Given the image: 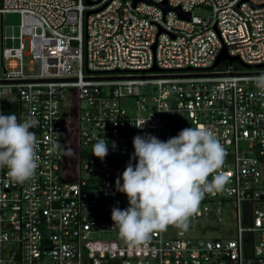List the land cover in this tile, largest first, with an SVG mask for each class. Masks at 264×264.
<instances>
[{
  "label": "built area",
  "instance_id": "1",
  "mask_svg": "<svg viewBox=\"0 0 264 264\" xmlns=\"http://www.w3.org/2000/svg\"><path fill=\"white\" fill-rule=\"evenodd\" d=\"M149 1L0 0V113L38 121L40 156L23 184L0 169V264H264V97L254 83L264 69L226 61L208 70L225 48L264 65V0H168L190 20L165 14V0ZM8 15L20 22L11 35ZM176 121L213 130L229 181L205 195L177 237L170 225L130 248L112 227V209L129 207L115 181L135 136L166 142L177 136ZM101 137L109 144L103 162L92 155ZM228 203L236 205L233 239L218 225ZM198 222L212 236H189Z\"/></svg>",
  "mask_w": 264,
  "mask_h": 264
},
{
  "label": "clouds",
  "instance_id": "2",
  "mask_svg": "<svg viewBox=\"0 0 264 264\" xmlns=\"http://www.w3.org/2000/svg\"><path fill=\"white\" fill-rule=\"evenodd\" d=\"M254 83L264 97V74ZM146 122L135 127L142 128ZM37 125L30 116L18 119L15 114L0 113V169H7L13 183L32 179L39 166V140L32 131ZM112 146L115 148V142ZM133 147L122 177L115 181L116 191L127 197L129 207H114L111 213L112 227L130 248L146 244L154 232L170 225L187 230L189 218L205 195L224 190L229 181L222 170L225 149L207 125L185 128L166 142L150 134L137 135ZM108 152L103 137L92 147V155L101 162Z\"/></svg>",
  "mask_w": 264,
  "mask_h": 264
},
{
  "label": "rangeland",
  "instance_id": "3",
  "mask_svg": "<svg viewBox=\"0 0 264 264\" xmlns=\"http://www.w3.org/2000/svg\"><path fill=\"white\" fill-rule=\"evenodd\" d=\"M195 14L200 15L202 17H206L211 14V12L207 9H196ZM19 16L18 15H8L5 18V29L7 31L8 35L12 34V30H17V26L19 25ZM28 51V50H27ZM27 61V59H26ZM143 92H149L150 88H143ZM127 107L129 104V108L133 107L135 105V100L131 99L129 103H124ZM206 225L203 222H198L195 224L194 232L191 233L189 236L193 234L194 237H201V236H212L211 232H207ZM219 227L223 229V232L225 233V236L228 239H233L237 235V229H236V205L234 203H228L224 205L223 215H222V221L218 224ZM177 230L178 228L175 226L174 229L169 230V234L173 237H177ZM209 231V230H208ZM108 238H113L114 236L112 234L106 235ZM186 236H188L186 234Z\"/></svg>",
  "mask_w": 264,
  "mask_h": 264
},
{
  "label": "water",
  "instance_id": "4",
  "mask_svg": "<svg viewBox=\"0 0 264 264\" xmlns=\"http://www.w3.org/2000/svg\"><path fill=\"white\" fill-rule=\"evenodd\" d=\"M139 2H145V3H148V4H151V2L149 0H134V5L136 6L137 3ZM88 4H90L89 1H87ZM163 11L164 13H168L169 11H174L177 13V15L179 16V18L181 19H185V20H190V16L191 14L190 13H184L181 11L180 8H172L169 6L168 4V0H165L163 3L159 4L158 5ZM92 13L89 12L87 13V17H89ZM229 62L230 64L234 63L235 61L239 62L241 67L242 68H245V69H264V65H248V64H245L243 63L239 57H231L227 54L226 52V48L224 49L223 53L221 54V56L219 57V59L217 60V62L215 63L214 66L208 68L209 71H215L217 70L220 65L223 63V62ZM187 70H192L191 68L187 69ZM152 72H158L160 71V69H158L157 67H154L152 70ZM65 117H67V114H64Z\"/></svg>",
  "mask_w": 264,
  "mask_h": 264
},
{
  "label": "trees",
  "instance_id": "5",
  "mask_svg": "<svg viewBox=\"0 0 264 264\" xmlns=\"http://www.w3.org/2000/svg\"><path fill=\"white\" fill-rule=\"evenodd\" d=\"M175 125L177 127V135L181 130L191 127L189 123L185 121H176ZM67 132H68V142H67V161L72 163L74 161V155L76 153V125L75 118H70L67 121Z\"/></svg>",
  "mask_w": 264,
  "mask_h": 264
}]
</instances>
